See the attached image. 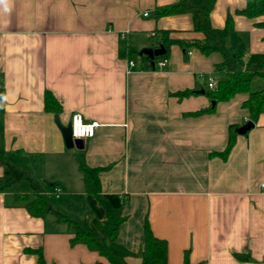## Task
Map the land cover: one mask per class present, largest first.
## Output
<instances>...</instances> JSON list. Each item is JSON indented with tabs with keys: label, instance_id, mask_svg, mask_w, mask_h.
I'll list each match as a JSON object with an SVG mask.
<instances>
[{
	"label": "crops",
	"instance_id": "crops-1",
	"mask_svg": "<svg viewBox=\"0 0 264 264\" xmlns=\"http://www.w3.org/2000/svg\"><path fill=\"white\" fill-rule=\"evenodd\" d=\"M176 1L9 0L8 11L0 7V150L57 210L90 225L106 213L86 191L79 161L102 167V194L126 217L118 240L136 254L130 264H141L147 223L167 240L168 264H264V113L246 133L237 131L225 155L230 126L250 119L248 93L218 102L206 93L210 76H225L215 71L221 55L173 45L163 69L150 65L161 58L144 52L154 50L150 33L202 37L191 13L156 16ZM246 4L216 0L210 15L217 28L232 15V41L238 36L245 51L240 70L251 53L264 52V26L256 25L264 16L238 13ZM259 79L252 90L264 87ZM47 92L58 112L46 108ZM77 112L100 125L82 148H69L58 124ZM55 187L66 196L59 205ZM25 192L0 191V264H40L38 251L46 264H111L72 244V228L54 213L32 215L17 194Z\"/></svg>",
	"mask_w": 264,
	"mask_h": 264
},
{
	"label": "trees",
	"instance_id": "trees-1",
	"mask_svg": "<svg viewBox=\"0 0 264 264\" xmlns=\"http://www.w3.org/2000/svg\"><path fill=\"white\" fill-rule=\"evenodd\" d=\"M215 3L216 0H178L174 3L157 7V17L176 13H191L194 31L201 33L202 37L180 39L173 37L171 30H162L153 37L154 49H164V53L156 58H169L173 45H180L186 52L196 48L205 55L220 54L222 59L215 64V71L224 72L225 76L219 79L217 89L208 88L206 93L216 102L229 100L240 92L248 93L243 106L249 111V119L255 123L260 115L264 113V87L260 90H252L251 83L256 78L264 79V52L251 53L245 63V68L242 70L237 69L238 59L245 54V51L239 47L241 40L238 36L232 41L234 33L232 15H228L224 27L217 28L212 25L210 15ZM238 13L244 14L249 18L264 16V0H247L246 6L238 10ZM256 25L264 26V21H259ZM130 57L134 58L135 54L133 52L130 53ZM150 59V65L153 66V59ZM191 92L187 91L181 94L184 95ZM45 103L46 108L49 110L58 112L61 108L55 96L49 92L45 95ZM237 128L236 124L230 126L229 142L224 151L225 155L230 152L235 144ZM0 164L5 167V175L0 179V191L11 185L17 186L19 190L26 191L23 196H20L19 193L17 194L19 198L27 200V210L34 216H45L48 213H54L58 221H66L74 233L71 239L72 244H86L90 249L99 252L111 264H130L127 258L136 254L118 240L120 225L126 217L102 194L100 183L102 167H90L84 160L81 159L79 161L86 191L99 202L106 213L104 219L94 218L92 220L93 225H90L87 221L80 223L70 219L67 215L57 210L42 190L40 184L27 172L10 162L5 152L1 150ZM29 194L32 195V198H30ZM167 252V240L156 236L147 223L145 226L144 245L140 253L141 264H168ZM38 253L40 264H46L42 252L38 251ZM93 264L103 263L96 262ZM186 264H189L187 258Z\"/></svg>",
	"mask_w": 264,
	"mask_h": 264
},
{
	"label": "built area",
	"instance_id": "built-area-1",
	"mask_svg": "<svg viewBox=\"0 0 264 264\" xmlns=\"http://www.w3.org/2000/svg\"><path fill=\"white\" fill-rule=\"evenodd\" d=\"M156 32L150 33V37H154ZM124 36V35H123ZM191 53V51H189ZM168 62V58H159L158 60L153 61V65L157 66L160 69H163ZM130 65H134V61H129ZM208 88L214 90L217 89L218 80L214 76H210L208 78ZM100 125L98 121H86L84 116L77 112L72 115L71 118V129H72V137L73 138H89L95 134L96 128ZM55 197H59L61 195V188L55 187L54 192Z\"/></svg>",
	"mask_w": 264,
	"mask_h": 264
},
{
	"label": "water",
	"instance_id": "water-1",
	"mask_svg": "<svg viewBox=\"0 0 264 264\" xmlns=\"http://www.w3.org/2000/svg\"><path fill=\"white\" fill-rule=\"evenodd\" d=\"M146 54H148L151 57L162 55L164 53V49H154V50H146L144 51ZM201 92H204L202 90ZM213 104H215V101H213ZM65 139L66 146L71 148V147H78L82 148L84 145V139L83 138H73L72 137V129H71V123L68 124L67 126H62L60 123L58 124ZM252 127H254V122L249 120L247 123H245L243 126H241L237 131L239 133H246L248 130H250Z\"/></svg>",
	"mask_w": 264,
	"mask_h": 264
},
{
	"label": "rangeland",
	"instance_id": "rangeland-1",
	"mask_svg": "<svg viewBox=\"0 0 264 264\" xmlns=\"http://www.w3.org/2000/svg\"><path fill=\"white\" fill-rule=\"evenodd\" d=\"M218 81H219V79H218ZM262 82V80L261 79H259V78H256L254 81H253V83H252V87H253V89H255V88H259V86H260V83ZM218 87V86H217ZM65 194H63L60 198H53V204L55 205H59L61 202H64L65 201ZM80 223H82V222H80Z\"/></svg>",
	"mask_w": 264,
	"mask_h": 264
},
{
	"label": "clouds",
	"instance_id": "clouds-1",
	"mask_svg": "<svg viewBox=\"0 0 264 264\" xmlns=\"http://www.w3.org/2000/svg\"><path fill=\"white\" fill-rule=\"evenodd\" d=\"M8 4H9V0H0V7H2L4 11L9 10ZM4 99H7V97H4Z\"/></svg>",
	"mask_w": 264,
	"mask_h": 264
}]
</instances>
